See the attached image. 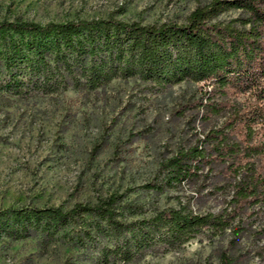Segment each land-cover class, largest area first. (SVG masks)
<instances>
[{"label":"trees","instance_id":"16d2710c","mask_svg":"<svg viewBox=\"0 0 264 264\" xmlns=\"http://www.w3.org/2000/svg\"><path fill=\"white\" fill-rule=\"evenodd\" d=\"M117 78L158 89L202 83L194 107L203 128L139 186H188V199L149 214L118 190L70 207H7L0 236L67 238L94 250L96 264L127 263L199 235L235 239L254 226L264 237V0H205L181 20H0V96L95 91ZM208 197L220 198L217 209L201 208ZM222 259L233 261L226 252Z\"/></svg>","mask_w":264,"mask_h":264},{"label":"rangeland","instance_id":"374dc122","mask_svg":"<svg viewBox=\"0 0 264 264\" xmlns=\"http://www.w3.org/2000/svg\"><path fill=\"white\" fill-rule=\"evenodd\" d=\"M203 1L0 0V20L108 14L143 22L181 20ZM201 85L182 82L158 89L137 78H117L95 91L0 96V209L70 207L116 190L146 214L186 201L188 186L162 192L139 186L153 176L163 156L194 140L203 128L194 107ZM219 202L208 197L201 208L217 209ZM224 252L232 255L231 264H264V237L256 226L235 239L228 231L214 238L199 235L176 249L153 246L117 264H223ZM94 254L63 237L0 236V264H96Z\"/></svg>","mask_w":264,"mask_h":264}]
</instances>
